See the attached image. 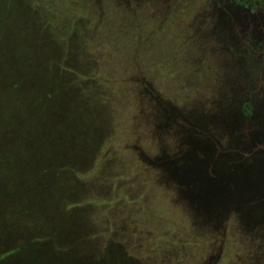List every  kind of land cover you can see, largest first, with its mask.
Here are the masks:
<instances>
[{
	"label": "rangeland",
	"instance_id": "1",
	"mask_svg": "<svg viewBox=\"0 0 264 264\" xmlns=\"http://www.w3.org/2000/svg\"><path fill=\"white\" fill-rule=\"evenodd\" d=\"M233 1L0 0V158L8 157L25 120L26 86L50 115L49 130L44 123L40 130L67 135L68 148L79 153L66 162L73 170L58 177L74 201L71 219L87 224L83 241L68 226L61 234L32 231L0 204V215H7L0 253L42 235L43 250L59 244L65 256H81L79 244L94 247L102 234L140 264H264L255 251L264 247L262 234L252 236L249 218L245 228L236 224L261 197L236 204L230 175L227 182L222 176L230 158L222 149L198 143L180 154L177 145L180 135L198 137L187 126L197 98L214 101L236 67L255 65L246 86L255 83L264 98V26L237 25ZM259 5L264 10V0ZM200 25L203 37L218 36L228 56H212L195 36ZM12 94L16 105L2 107ZM206 158L213 164L204 169ZM25 259L21 252L0 264H28Z\"/></svg>",
	"mask_w": 264,
	"mask_h": 264
},
{
	"label": "trees",
	"instance_id": "2",
	"mask_svg": "<svg viewBox=\"0 0 264 264\" xmlns=\"http://www.w3.org/2000/svg\"><path fill=\"white\" fill-rule=\"evenodd\" d=\"M203 31L205 28H201V25L198 26L195 36L197 39L200 38V41L204 40L207 43L205 47L209 48L212 56L228 53L225 46L219 42L218 36L203 37ZM250 63L246 67L244 66L241 71L236 67V72L233 74L235 76L229 80L230 86L215 89L213 92L214 101L210 102L201 96L197 98V105L192 108L193 114L189 119L192 125L187 122V126L198 137L195 138V141L193 137L184 139L182 144L179 142L177 145L181 154L184 148V150L191 151L189 146L196 147L198 143H208L214 148L222 149L225 155L230 156L226 173L223 172L222 176L227 182L230 175L232 182L229 180L228 190L233 193L236 204L245 201L242 199L243 197L246 199L261 197L260 203L257 204L252 200L251 205H247L248 208L243 204L247 208L244 211L248 210L246 212L248 217L244 218L240 214L236 224L245 228L247 218H249L248 229L252 236H261L259 234L261 233L264 237V224L261 221L258 222L257 218L264 211V116L259 115L264 111V98L259 94L255 83L246 86L248 81L254 79L256 75V67L252 62ZM222 66L226 68L224 64ZM23 88V97L20 96L23 101L20 103L23 102L25 120H23V125L19 126H22L20 132L17 130L18 137L15 142L8 148V157L0 158V204L1 206L7 205L9 212L15 213L12 219L18 218L32 231L44 228L61 234L74 229L75 231L72 232L75 234L79 232L77 236L83 241L87 238V234L84 232L87 224L83 218L71 219L70 210L72 208L69 204L72 205L74 201L68 197L69 192L65 180L62 183L58 177L59 174L62 175L68 170H73L71 166L68 167L66 162H71V157H79V153H74L73 149L68 148L67 144L71 143L67 135L63 136L56 133L55 130H52L51 133H44L40 130L41 123H44L43 129L46 130L49 127L50 115L39 110V106L35 104L34 92L28 91L26 86ZM3 97L5 98V96ZM2 101H5L1 102L2 107L7 101H9L8 106L12 107L16 105L18 98L12 94ZM230 109L234 110L232 118ZM3 113L5 111L0 108V115L2 116ZM18 113L17 116L21 115L19 110ZM232 131L242 133L246 140H243V137L242 140H233L230 136ZM90 132L89 142L93 140L92 134H94L93 130ZM212 154L211 150L210 159ZM206 159L208 166H204V169L209 168V163L213 164L208 158ZM32 171H35V174H32ZM54 173L55 175L52 177L51 174ZM210 193H212L210 190L205 191L204 198ZM261 194L262 196H258ZM66 204L68 208H66ZM219 210L222 208L216 211ZM250 211L251 213H248ZM0 216V230H2L6 224L4 222L7 217L6 212ZM96 217H98V213ZM232 219L235 221L234 217ZM110 237L109 241H103L102 234H99L94 247L85 245L84 242L79 244L76 252L83 255L75 254L67 257L64 255L66 249L59 244L56 245L53 252L46 251L42 247H38L37 244L44 236H33L31 239L19 242L7 251L0 253V262L22 252L25 254V261H28V264H140L134 261V258L123 248L118 247L119 242L113 241L112 235ZM258 244L264 245V239ZM255 251L258 252L259 257H264V247Z\"/></svg>",
	"mask_w": 264,
	"mask_h": 264
},
{
	"label": "flooded vegetation",
	"instance_id": "3",
	"mask_svg": "<svg viewBox=\"0 0 264 264\" xmlns=\"http://www.w3.org/2000/svg\"><path fill=\"white\" fill-rule=\"evenodd\" d=\"M242 2H243L242 5H240V4H236V3H241L239 0H237V2L233 1V3L235 4L234 5L235 7L234 6L233 7L235 9H238V12H237L238 20L236 22L237 25H245V24L250 25V24H253L254 26H264V10H262L263 6L259 5L260 2H262V0H242ZM226 4H227V10H229L230 9V6H229L230 4L229 5H228V3H226ZM213 8H214V5H213ZM231 12L233 14V17H235V12L232 11V10H231ZM239 12H241V13L239 14ZM229 18H230L229 20L227 19L228 24H232V21H233L232 15L229 14ZM233 24H234V22H233ZM230 111H231L230 115H231V118H232L234 116V110L230 109ZM230 136L234 140L233 132L230 133ZM182 137H184V136L180 135L181 144L183 143V141L185 139V138H182ZM202 145H204V144H202ZM208 145H210V144L206 143L204 145V147H207L208 149H210V147H208ZM248 213H251V211L248 212ZM262 213H264V211Z\"/></svg>",
	"mask_w": 264,
	"mask_h": 264
}]
</instances>
